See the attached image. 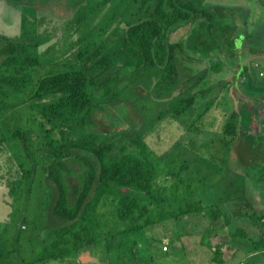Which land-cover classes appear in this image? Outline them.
Listing matches in <instances>:
<instances>
[{
	"label": "rangeland",
	"instance_id": "rangeland-1",
	"mask_svg": "<svg viewBox=\"0 0 264 264\" xmlns=\"http://www.w3.org/2000/svg\"><path fill=\"white\" fill-rule=\"evenodd\" d=\"M195 1L204 7L218 4L240 12L243 16L241 28L247 27L249 35L245 47L235 56L219 50L207 57L196 53L186 43L195 24L180 25L172 31L170 40L186 45L181 59L184 75L202 77L206 73L194 90L212 88L199 94L192 108L182 117L169 115L155 120L156 108L163 104L164 98H157L153 91L158 72H147L144 78L133 83L131 89L125 85L122 93L124 98L132 100L131 106L134 105L135 109H129L120 119H113L109 116L110 109L107 110L110 105H106L105 109L97 111L94 126L86 131L94 132L98 140L110 137L118 147L125 144L134 149L131 141L142 128L158 166L157 183L165 197L160 212L165 215L167 211L180 213L186 208L188 203L173 201L178 189L189 193L191 199L201 201L204 210L168 216L142 231H129L107 243L100 242L74 252L64 261L50 260L45 264H220L213 262L217 245H220L221 259L229 264L234 249L228 244L238 247L239 241L247 244L248 249L260 250L253 257L247 256L249 252L241 247L233 263L240 264L242 260L245 264H264V160H261L264 155L258 150L264 149V0ZM80 2L0 0V33L19 37L26 42L29 51L39 54L40 64L33 68L36 79L51 69L78 61L81 47L104 28L102 33L107 32V35L102 42H105L106 50L116 47L120 42L115 43L122 41L125 35L126 24L142 15L132 0H116L117 13L123 12V15L118 25L111 28L109 19L106 21L101 17L107 11V7L102 8L104 0ZM251 51L257 52L250 54ZM116 57L118 62L120 56ZM218 60L221 64L216 71ZM178 92L177 89L174 94ZM95 93L99 94L98 91ZM234 111L243 119L244 137L256 148L252 154L245 151L242 155H234L227 150V140L224 139L230 137L224 134V127ZM41 119L29 104L4 113L0 119V136L5 124L34 129L31 157L19 139L0 142V250L5 256V261L0 260V264H23L38 255L44 246L42 234L47 237L46 233L38 231L42 227L48 230L49 224L53 223V203L47 204L44 197L50 165L45 136L46 127L50 126L47 124L41 128ZM194 122L201 127L199 130L194 129L196 127L190 129L191 125H196ZM251 158L253 161L249 163ZM68 161L72 171L66 173V178L74 200L82 174L78 161ZM33 164L36 165L35 179L38 182L31 202L27 204L24 173ZM156 210L152 211L157 214ZM48 219L51 220L48 222ZM123 227L125 225L118 228Z\"/></svg>",
	"mask_w": 264,
	"mask_h": 264
},
{
	"label": "trees",
	"instance_id": "trees-1",
	"mask_svg": "<svg viewBox=\"0 0 264 264\" xmlns=\"http://www.w3.org/2000/svg\"><path fill=\"white\" fill-rule=\"evenodd\" d=\"M85 1L78 0V3ZM115 1L104 0L102 7H107V11L101 17L106 21L109 19L111 28L118 25L123 15V12L117 13ZM132 2L142 15L126 24L125 35L122 41L115 43L120 42L116 47L106 50L105 42H102L107 35V32L102 33L106 23L104 29L81 47L78 61L51 69L38 79L34 76L33 68L40 64L39 54L29 51L26 42L19 37L0 33V119L4 113L29 104L41 115V128L47 124L50 126L46 127L45 136L50 165L47 173L48 188L44 197L47 198V204L53 203V223L49 224L48 230L42 227L38 231L47 234V237L42 234V251L23 264L64 261L74 252L94 247L100 242L107 243L129 231H142L146 226L156 225L168 216L204 210L201 201L191 199L189 193L185 194L178 189L173 201L188 203L186 208L181 209L180 213L167 211L165 215L160 212L159 207L164 204L165 197L157 183L158 166L153 160L142 128L131 141L134 149H129L125 144L118 147V143L110 137L98 140L94 132L86 129L94 126V115L105 109L106 105H110L107 110L110 109L109 116L113 119H120L129 109H135L134 105L131 106L132 100L123 97L124 88L128 86L131 89L133 83L151 71L158 72L153 88L155 96L164 98L163 104L156 108L158 114L155 120L169 115L173 118L182 117L192 108L197 96L212 87L194 90L204 80L206 73L202 77L184 75L181 59L186 45L184 42H172V31L180 25L195 24L186 43L196 53L210 57L220 50L228 56H235L248 41L247 27L241 28L243 16L240 12L232 11L225 5L204 7L195 0ZM256 52L251 51L250 54ZM116 56H120L122 60L119 61L122 62H116ZM219 64L218 60L214 68L216 71ZM127 68L130 69L123 72ZM124 81L127 82L121 85ZM177 89L179 92L174 94ZM119 100L123 103H118ZM238 114L237 111L232 112L224 127V134L230 137L224 139L227 140V150L234 155H242L245 151L252 154L256 148L244 137L243 119ZM196 125H191L190 129L201 128L199 124ZM3 128L1 143L4 140L19 139L27 154L30 157L33 155L31 137L34 136V129L19 124H5ZM76 133L81 134L77 137ZM258 150L264 155L263 148ZM263 157L261 160H264ZM70 159L78 161L82 174L81 185L74 200L71 199L66 178V173L72 171L68 161ZM252 161V158L249 159V163ZM36 171V165L33 164L24 173L27 180V204L31 202V195L38 182L35 179ZM153 209H157V214ZM124 225L123 229L118 228ZM25 227L26 224L23 225ZM115 228L118 230L114 232ZM241 244L239 241L237 248L245 247L249 254L260 250H251L247 244ZM220 253V245H217L213 262H222ZM4 257V251L0 250V260L5 261Z\"/></svg>",
	"mask_w": 264,
	"mask_h": 264
},
{
	"label": "crops",
	"instance_id": "crops-1",
	"mask_svg": "<svg viewBox=\"0 0 264 264\" xmlns=\"http://www.w3.org/2000/svg\"><path fill=\"white\" fill-rule=\"evenodd\" d=\"M239 218H240V217H239ZM227 241L230 242L229 239H227ZM228 246L231 247V249H234V250H233L234 254H233V258H232V260H233V259L235 258V256H236V254H237L238 252H240V251H239L240 248L238 249L236 246L229 245V244H228ZM220 251H221V250H220ZM257 252H259V250H257ZM257 252H256V253H253V254L251 253V254H249V256H253V255H255V254H258ZM221 253H222V252H221ZM262 253H263V252H262ZM263 254H264V253H263ZM247 255H248V254H247ZM232 260L229 262V264H237V262H236V263H233ZM220 261H222V262H216V263H220V264H224V263H225V264H228V263H226V261H224L223 259L220 260ZM240 264H245V262L241 260V261H240Z\"/></svg>",
	"mask_w": 264,
	"mask_h": 264
},
{
	"label": "built area",
	"instance_id": "built-area-1",
	"mask_svg": "<svg viewBox=\"0 0 264 264\" xmlns=\"http://www.w3.org/2000/svg\"><path fill=\"white\" fill-rule=\"evenodd\" d=\"M164 249H165V250L167 249V246H166V245L164 246Z\"/></svg>",
	"mask_w": 264,
	"mask_h": 264
}]
</instances>
